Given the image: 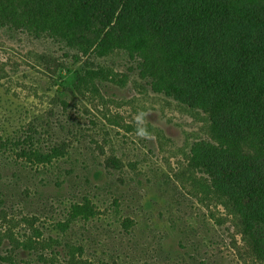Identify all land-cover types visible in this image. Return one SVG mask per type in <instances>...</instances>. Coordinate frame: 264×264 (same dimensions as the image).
Returning <instances> with one entry per match:
<instances>
[{
    "label": "rangeland",
    "instance_id": "rangeland-1",
    "mask_svg": "<svg viewBox=\"0 0 264 264\" xmlns=\"http://www.w3.org/2000/svg\"><path fill=\"white\" fill-rule=\"evenodd\" d=\"M51 35L0 24V264H264V229L196 168L228 143L210 115L156 90L140 55ZM83 69L101 73L79 91Z\"/></svg>",
    "mask_w": 264,
    "mask_h": 264
},
{
    "label": "trees",
    "instance_id": "trees-1",
    "mask_svg": "<svg viewBox=\"0 0 264 264\" xmlns=\"http://www.w3.org/2000/svg\"><path fill=\"white\" fill-rule=\"evenodd\" d=\"M0 24L36 32L37 36L52 37L54 32L69 42L72 38L73 45L84 44L83 38L90 34L99 40L95 51L98 56H108L115 50L140 55L145 72L162 87L155 85L156 90L190 107L202 108L217 130L221 127L227 146L197 160L196 168L208 174L246 221L264 229V152L256 157L249 155L258 141L264 147L262 2L0 0ZM100 73L81 70L75 88L80 91ZM68 92L74 95L72 87L65 88L59 91L57 100L67 105L62 96ZM226 128L236 134L229 135ZM237 144L248 150L242 151ZM55 152L38 153V161L50 162ZM91 211L88 205L76 204L71 214L85 218ZM73 221L67 220L64 226ZM27 242L30 245L26 247L35 250L42 244L31 238ZM76 250L81 249L70 247L71 261Z\"/></svg>",
    "mask_w": 264,
    "mask_h": 264
},
{
    "label": "clouds",
    "instance_id": "clouds-1",
    "mask_svg": "<svg viewBox=\"0 0 264 264\" xmlns=\"http://www.w3.org/2000/svg\"><path fill=\"white\" fill-rule=\"evenodd\" d=\"M147 113L140 112L138 115L135 116L136 120V135L139 137L147 138L150 137V132L148 131L147 127L145 126V116Z\"/></svg>",
    "mask_w": 264,
    "mask_h": 264
}]
</instances>
